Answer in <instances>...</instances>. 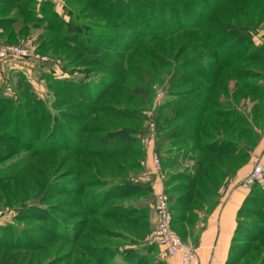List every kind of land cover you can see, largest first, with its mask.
Wrapping results in <instances>:
<instances>
[{
	"label": "trees",
	"instance_id": "16d2710c",
	"mask_svg": "<svg viewBox=\"0 0 264 264\" xmlns=\"http://www.w3.org/2000/svg\"><path fill=\"white\" fill-rule=\"evenodd\" d=\"M81 1L64 0L68 19L58 13L56 4L51 0H0V45L13 43L24 46L15 41L23 42L32 36V28H41L43 32L37 38L43 41L48 40L51 44L59 42L60 46H64L63 52H67V55L72 52L70 62L78 63L82 61L83 55L88 57L91 55L89 61L92 63L102 59L101 48L89 47L98 34L95 26L99 28L109 26L105 23L98 25L101 22L96 17L116 21L126 18L132 25H135L143 18L153 20L152 17L156 15L158 19L162 18L161 25L168 23L170 19L178 22L187 19L191 23L192 27L188 25L184 30H181V27L176 30L174 28L171 33V36L172 34L178 36L180 45L177 50H174L169 43L166 46L165 43L158 41H153V43L147 41L146 44L140 43V46L137 43L124 50L117 51L113 48L108 50L111 55L107 56L104 67H107V70H117L118 76L105 89L93 94L89 100L93 103L91 107L81 108V112L85 114L80 112L70 115L75 117V121L86 118V115L88 118L82 127L68 126V129L79 128L78 135L83 141L80 140L79 145L77 142L71 145L77 154L76 158L75 155L64 157L65 160L72 159L71 157L74 159L72 166L68 167L67 172L70 175L91 176L96 180L95 183L105 188L103 192L106 194L102 197L97 196L89 204L94 211H90L85 205L86 214L92 216L98 212L103 219L97 223H94L93 218L88 222L83 221L86 227L92 222V228L96 234L103 236L112 234L130 239L134 244H139L149 236L152 237L151 205L153 204L152 199H155L152 183L151 180L135 181L134 176L140 174L134 173L133 170L138 169L144 172L145 149L139 148L141 141L137 136L143 132L133 126H126V132L121 129H110L88 148L84 147L86 146L84 138H88L91 133L103 128L100 124H103L101 122L106 123V118L109 120L113 118L116 121L135 120L138 126L142 123L139 117L143 109H139L137 105L131 106L132 108L120 107L122 102L117 99L116 94L110 95L116 82L123 80L121 86L127 95L123 92L121 97H127L128 102L138 98L140 104L145 107L150 103L152 93L155 92L153 91L154 81L149 78L150 69L156 71L159 76L169 75V79L164 83V89L170 94L169 99L162 103L154 99L156 103L155 105L153 103L154 120L157 125L154 150L159 157L161 156V162L162 159L164 162L162 177L174 215L173 227L184 237L178 224L195 225L200 212L210 213L220 196L221 187L249 161L251 150L261 137L259 129L264 124V75L256 70L247 71L244 75L240 72L241 70L234 67L237 62L241 61L264 60V46L254 48L255 44L251 34L257 25H254V28L234 24L225 26L228 23L220 24L219 19V23L216 22L215 11L218 14L230 4L240 7L263 6L264 0H85L80 12L83 13V10L91 8L88 14L96 16L94 18L96 24L92 23L91 26L85 24L88 23L84 21L85 17L80 19L81 14L78 10L74 11L73 5L79 7ZM197 9H202V13H198ZM190 29L195 32L194 40L190 34L186 37V32ZM158 31L161 33L157 32L159 36H155L156 38L163 37L164 39L170 36V34H164V31L159 28ZM48 32L50 35H46ZM110 34L114 39L107 36V39L103 40L117 43L124 38L123 35H117L115 32ZM40 45L41 42L38 47ZM197 47L198 49L195 50ZM222 51L224 52L221 53ZM245 51L250 55L245 54ZM187 52L191 54L184 61H177V58ZM10 57L15 56H9L6 59ZM29 57L36 58L34 54L19 58ZM47 57L49 59L43 60L44 62L55 61L53 56ZM196 59L198 62L193 64ZM201 59L210 61L217 67L210 69L206 64L201 63ZM190 65L192 68L186 69ZM84 68L88 69L87 66ZM164 73L166 75H163ZM242 79L259 81L241 85L239 88V80ZM86 90L88 91L87 87L83 89V91ZM64 91L67 92L65 89ZM70 92L75 94L76 87H72ZM107 96L114 103H108ZM2 98L8 102L10 95L3 94ZM15 100L18 99L15 98ZM5 112L6 109L0 107V115L3 116ZM58 119V117L54 118L55 127L60 123ZM36 121L38 131L42 133V124L46 121L45 116ZM2 122L1 118L0 124ZM57 130L56 127L55 131ZM64 146L66 150L71 148L69 145ZM83 154L93 159L111 160L117 168L113 174L103 169L99 173V169L96 166L94 168L89 160L81 159L84 158L80 156ZM185 164H187L186 172L170 173L176 166ZM6 178L0 177V185ZM117 179L120 181L116 182ZM90 185L88 181L78 189L73 188L69 194L83 196L86 192L84 187ZM248 191L238 212L239 221L227 264H237L244 259L254 263L257 260L255 257L263 252V245L257 243L264 236V231H257L260 232L259 234L257 232L248 234L239 223L245 205L252 199L259 198V193L264 192V188L257 182ZM114 199L123 200L119 205L121 208L107 209L108 204ZM79 206L84 205L79 204ZM195 215L196 219L193 221ZM104 220L115 227H108L104 224ZM61 226L64 229L62 230V227L58 229V232H61L60 238L75 244L81 231H74L76 230L74 226L66 223H61ZM70 231L74 233H68ZM17 235L20 233L18 232ZM17 240L15 244L12 243L14 245L8 247L9 250L1 255L0 264H23L26 260L27 254L22 255L21 250L29 251L33 246L29 244L30 240L24 242L25 239H22L24 243H21L18 238ZM244 245L245 248L238 251L236 259L232 258L233 251ZM143 248H136L134 251L123 254L131 261L125 260L110 264H165L161 260L157 262L156 253L155 256H150L156 251V247L149 248L146 245ZM111 250H115L112 245L105 253Z\"/></svg>",
	"mask_w": 264,
	"mask_h": 264
},
{
	"label": "rangeland",
	"instance_id": "374dc122",
	"mask_svg": "<svg viewBox=\"0 0 264 264\" xmlns=\"http://www.w3.org/2000/svg\"><path fill=\"white\" fill-rule=\"evenodd\" d=\"M84 2L85 0H82L79 3V7L73 5L74 11L77 12L78 10L80 12ZM134 4L136 5V2ZM62 7L63 8H61L58 13L69 19L66 7L63 5ZM90 10L91 8H88L87 10H83V13L80 12V19L85 17L84 21H88V23H85L87 26L93 25L92 23L96 24V22H94L96 16L93 17L92 14H88ZM201 10L202 9H199L197 12L202 13ZM215 13L216 22L219 23V19L221 21L220 24L228 23L225 26L234 24L238 26H251L254 28L253 26L257 25L255 31L251 33L255 44L254 48L264 46V5L257 7H240L230 4L225 10L218 14L217 11H215ZM128 16L129 15H127V17ZM96 18L101 22V24L98 25H104V23L105 25H109L103 28L95 26V31H98V34L94 37L92 44L89 46L94 49H102V59L99 61L91 63L89 61L91 55L89 57L83 55L81 62H70L69 60L72 59V52H70V55H67V52H63L64 46H60L58 44L59 42L51 44L48 40L43 41L37 38V36L43 32L41 28H32V36H30L29 39L23 42L15 41V43H22L36 56L43 57L51 55L55 60L54 62L47 63L32 57L26 59L10 57L0 61V107L6 109L3 116L0 115V120L1 118L3 119L2 124H0V177H7L0 185V257L9 250L8 247L10 248V246L18 241L17 238L21 243L30 240L29 244L33 246L29 251L26 249L21 250L22 255L27 254V258L23 264L120 263L121 261L128 260L123 254L134 251L136 248L144 249L143 247H146V245L149 248L156 247V251L152 253L153 255H150L151 257L158 254L159 244L152 242L150 239L151 236L139 242V244H134L130 239L113 236L112 234H105L108 236L96 234L93 230L94 228H92V222L88 227L85 226V222L83 221L88 222L93 218L94 223H97L99 220L103 219L98 212L92 214V216L86 214L85 205H87L90 211H94L89 204L92 200L96 199L97 196L100 195V197H102L106 192H103L105 188L95 183L96 180H94V178L92 179L91 176H72L67 172L72 166L71 163H73L74 159L71 157L72 159L65 160L64 157L75 155L76 158L77 154L74 152L71 145L75 142L79 145L80 140L83 141L78 135V133H80L78 130L79 128L68 129V126L82 127L85 125L88 115H86V118L83 117L76 121L75 117H71L70 115L80 113L81 108H90L93 103L89 100L93 97V94L105 89L113 80H116L118 76L117 70H107V67H104L107 56L111 55L108 50L112 48L117 51L124 50L131 48L130 46H135L137 43H139L138 46H140V43L146 44L147 41H151L152 43L153 41H158L162 44L165 43L164 45L166 46L167 43H169L174 50H177L180 45L179 39L177 38L178 36L177 34H172L171 36V33L174 31V28L176 30L178 27H181L180 29L184 30L188 25L190 26L191 23H189L190 21L187 19H182L180 22L170 19L168 23L161 25L162 18L159 17L158 19L156 15L152 17L153 20L143 18L142 21L139 20L135 25H132L126 18L122 21L106 19L105 17ZM156 19H158V21H156ZM145 24L147 26H145ZM158 28L164 31V34L167 33L170 34V36L164 39H162L163 37L156 38L155 36H159L158 34L161 33L158 31ZM191 29L186 32V37H189L190 34L191 38L194 40L195 32ZM151 31L153 33H151ZM60 32L62 33L61 30ZM111 32H115L117 35L121 34L124 38L117 43H110L111 40H103L107 39V36H109L110 39H114L110 34ZM46 35H50V32L46 33ZM39 42H41L40 47H38ZM210 48L213 50L211 44ZM197 49L198 47L195 50ZM223 52L224 51L221 53ZM244 53L250 55L246 51ZM189 54L191 53L187 52L182 54L177 58V61H184ZM200 61L206 64L210 69H215L217 67L216 64L210 63V61L207 62L205 59H201ZM196 62H198V59H196L193 64H196ZM85 66H87L88 69H85ZM234 67L239 71L241 70L240 72L244 73V75L247 71L252 72V70L259 71L264 75V60H257V62L241 61L237 62ZM191 68L192 66L190 65V67L186 69L190 70ZM149 74L150 80L154 81L153 91L155 92L152 93L151 101L145 107L140 104L138 98L133 99V102H128L127 97H121V93L123 92L127 95L126 91L121 86L123 80H120L121 82H116L114 90L110 93V95L115 93L116 97H118L117 99L122 102L120 103V107L132 108L131 106L137 105L139 109H143L139 117L140 121L142 120L140 126H138L135 120L116 121L113 120V118L112 120L106 118L105 120L107 122H101L103 124H100L103 128H99L100 130H96L91 133L88 138H84V143L86 145L84 147L88 148V146H91L92 143H95L98 138L104 133L109 132L110 129H121L126 132V126H133L134 128H139L140 131L143 132L137 136L141 141L139 148L143 147L145 149V155L147 157L148 151L151 149L152 145L156 146L155 136L157 133V125L154 120V99L162 103L168 100L170 96L168 90L164 89V83L169 79V75L164 73L163 75L166 76H159L156 71L152 69H150ZM254 80L256 79L239 80V88L241 85H249L250 83L253 84L259 81ZM81 83L83 84L81 85ZM63 85H66V87H63ZM72 87H76L75 94L70 92ZM85 87L88 88V91H83ZM64 89L67 92H65ZM3 94L10 95V100H7L8 102L2 98ZM15 98L18 100H15ZM107 100L108 103H114V101L111 102L109 96H107ZM35 111H37L36 114ZM15 114H17V116H15ZM81 114L85 113L81 112ZM43 116H45L46 121L42 124V133H39L38 122L36 120ZM55 117H58L60 122L56 126L58 128L57 131H55L56 127L54 126ZM263 128L264 124L263 127L259 129L260 134ZM64 145H69L71 148L66 150L67 148ZM252 151L253 149L251 152ZM80 156L84 157L81 159L89 160L94 168L96 166V168L99 169V173L100 170L103 169L107 173L113 174L114 170L117 168L111 160L93 159L86 156V154ZM259 159L264 160L263 157L257 158L246 175L252 171L256 161ZM65 161L66 164H64ZM161 163L163 167V159ZM186 165L187 164L176 166L169 172L172 174L177 173V171H180L178 173L186 172ZM163 169L164 168H161V173ZM133 170L134 173L140 174L134 176L135 181L143 180V172L138 169ZM88 181L91 185L84 187L86 192L83 196L69 194V191L73 188L78 189L79 186H84ZM117 181L120 180L117 179L116 182ZM243 182L244 179L240 186L248 190L244 187ZM259 194V198L252 199L245 205L240 215V226L246 229L248 234L264 231V192ZM121 201L123 200H112L108 204L107 209L112 207L121 208V206H119L121 205ZM152 202L155 205L156 197L154 200L152 199ZM79 204H83L84 206H79ZM195 219L196 215L193 221ZM61 223L74 226L76 229L74 231H81L75 244H71L70 241L60 238L59 234H61V232H58V229L62 227ZM104 224L108 227H115L106 220H104ZM154 228L155 225H152V231ZM63 229L62 227V230ZM187 229L190 230L189 234L192 236L193 224H186L185 230ZM74 231L68 233L72 234ZM18 232L20 235H17ZM260 232H257V234ZM182 234L184 237H181L185 243L193 246L194 243L189 237L190 235L186 236L184 233ZM81 235L82 237H80ZM22 239H25V241L23 242ZM257 244L263 245L262 254L255 257L257 260L253 263L252 261L244 259L242 261L239 260L240 262L237 264H264V236ZM110 245H112L115 250L105 253ZM244 248L245 245L235 249L232 253V258L236 259L238 251ZM16 251H18V249H16Z\"/></svg>",
	"mask_w": 264,
	"mask_h": 264
},
{
	"label": "crops",
	"instance_id": "0c3cea01",
	"mask_svg": "<svg viewBox=\"0 0 264 264\" xmlns=\"http://www.w3.org/2000/svg\"><path fill=\"white\" fill-rule=\"evenodd\" d=\"M51 1L56 4V9L60 12L63 8L62 5L64 6V0ZM260 138L261 140L259 139L250 153L249 161L221 187L220 196L210 213H199L198 220L193 225V235L189 234L190 230H185V225L178 224L182 233L186 236L190 235L189 237L193 240V246L198 250L200 264H227L239 221L238 212L249 193L240 184L248 170L252 168L255 160L259 157L264 158V128ZM154 147L155 145H152L149 149L143 162L145 169L142 178L144 181L151 180L153 194L157 196L162 190H165V184L162 173L157 171L154 165L153 159L156 154ZM153 205L154 203L151 205V223L154 226L156 216L154 215ZM158 246L157 262L161 260L165 264H179L178 256L168 255L160 245Z\"/></svg>",
	"mask_w": 264,
	"mask_h": 264
},
{
	"label": "built area",
	"instance_id": "2783aa9c",
	"mask_svg": "<svg viewBox=\"0 0 264 264\" xmlns=\"http://www.w3.org/2000/svg\"><path fill=\"white\" fill-rule=\"evenodd\" d=\"M32 53L30 50L17 44L0 45V61L9 56L28 57ZM40 60H48L47 56L39 57ZM154 165L161 172L162 163L160 157L155 154ZM261 184L264 188V160L256 161L253 169L245 176L243 185L250 189L255 183ZM154 205V214L156 216V224L152 233V241L158 243L165 253L171 256L179 257V264H200L198 250L194 246L185 243L181 235L173 227V212L171 210L169 195L165 190L157 194Z\"/></svg>",
	"mask_w": 264,
	"mask_h": 264
}]
</instances>
